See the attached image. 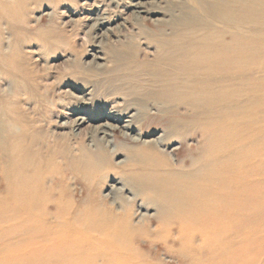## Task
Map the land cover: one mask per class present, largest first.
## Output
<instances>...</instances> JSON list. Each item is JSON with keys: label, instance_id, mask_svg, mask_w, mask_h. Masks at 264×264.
<instances>
[{"label": "bare ground", "instance_id": "bare-ground-1", "mask_svg": "<svg viewBox=\"0 0 264 264\" xmlns=\"http://www.w3.org/2000/svg\"><path fill=\"white\" fill-rule=\"evenodd\" d=\"M251 1L191 0L150 35L157 45L152 59L127 60L130 56L111 49L110 69L75 67L72 76L95 79L78 76L72 85H92V96L110 90L130 100L117 103L116 110L94 116L60 103L67 120L56 119L54 130L21 124L16 114L6 126L0 122V140L6 132V142H0L5 155L0 197L7 198L12 229L15 225L6 241L13 264H145L141 247L160 242L178 245L179 252L208 248V257L197 264H241L245 255L235 243L247 236L260 242L264 230L254 225L264 220V109L244 113V122L235 117L240 102L262 91L252 80L264 86V37L249 41L250 24L264 30V0L252 10ZM132 5L144 7L141 0ZM104 18L96 27L107 23ZM46 102L59 105L51 98ZM173 108H185L183 114L193 110L208 119L202 124L207 128L260 147L237 153L238 145L205 146L207 155L174 157L164 141L169 129L186 127L187 120L170 118L159 126L156 117ZM86 125L90 145L84 141ZM159 127L162 133L153 138ZM116 131L131 146L110 140ZM122 152L124 159L112 160ZM213 165L218 167L205 172ZM75 181L82 185L79 192ZM17 223L25 233H17Z\"/></svg>", "mask_w": 264, "mask_h": 264}, {"label": "rangeland", "instance_id": "rangeland-1", "mask_svg": "<svg viewBox=\"0 0 264 264\" xmlns=\"http://www.w3.org/2000/svg\"><path fill=\"white\" fill-rule=\"evenodd\" d=\"M135 1L139 0H0V122L4 120L6 126L12 119V115L16 114L21 124L38 123L40 128L54 130L57 129L54 127L56 119L59 120V124L67 120L64 117L67 109L60 103H67L71 108H85L90 115L94 116L100 112L116 110L114 106L119 102L121 105L130 103L126 97L115 96L110 90L102 94L98 90L99 93L92 96L90 94L92 85L86 89L80 85V88H77L71 83L77 81L79 77L95 79L87 74L72 76L75 67H97L102 64L103 69H110L114 63L111 49L114 53L119 51L125 57L130 56L127 60L138 62L152 59L157 45L156 42L151 43L150 35H155L163 20L172 18L174 14H178L181 9L192 3L191 0H141L144 7L139 9L132 5ZM257 1H251V10L256 8ZM261 4L264 5V3ZM100 17H105L107 23L96 27L95 21ZM250 27L253 32L249 41L252 44L261 41L264 30H257V26L252 24ZM106 78L107 75L100 77L101 80ZM252 84L257 92L261 88L262 91L259 95L252 93L250 98L238 104L235 117H238L241 122L245 121L244 113L259 114V108L264 109V97H262L264 86L256 85L255 80H252ZM48 98L59 105L50 107L46 104ZM184 109L173 108L170 113H158L159 115L156 116L159 126L170 118L187 120L186 127L169 129L171 136L164 141V144L168 146L170 155L185 158L187 161L201 157L199 156L201 154L207 155L208 150L204 149L205 146L234 148L238 145L235 149L237 153L247 152L254 146L260 147L259 142L251 139L238 140L228 137L229 133L211 130L207 128L208 126H204L208 119L194 114L193 110L183 114ZM51 110L55 112L54 116L51 115ZM3 128L7 129L4 126ZM238 130L246 131V127L240 126ZM67 131L68 129L60 130L61 133ZM83 131L88 135L84 137V141L90 145L91 127L86 125ZM5 133L2 132L0 142L5 141ZM161 133L162 130L159 127L152 137H158ZM110 134V140L117 139L120 146H131L128 140L122 138L121 131ZM262 139L264 140V134ZM124 154L125 152H122L112 157V160L124 159ZM239 155L241 154H237L234 158L239 159ZM4 162V150L0 146V193L5 189ZM223 163H219V167H222ZM215 167L218 166H210L205 172ZM110 183H112L111 178L101 189L106 191ZM74 184L75 190L81 191V183L75 181ZM0 203L4 205L0 206V264H13V257L7 253V249L11 250L12 246L6 241L13 235L15 225L13 223L12 229L13 218H10L7 198L0 197ZM150 213L153 214L154 211ZM16 225L18 234L26 232L21 223ZM254 225L257 228H264V220L257 221ZM241 232L238 229L237 234L240 235ZM259 234L260 242L251 240L252 237L247 236L248 238L235 243V250L243 249L245 255L239 263L264 264V244H262L264 230ZM197 244L200 243L197 242ZM141 248L144 258L142 262L145 264H197L196 262L205 260L209 253V249L201 245L198 250L194 248L179 252L176 250L179 246L173 245L172 242L144 244ZM25 259L28 263L31 262L29 257Z\"/></svg>", "mask_w": 264, "mask_h": 264}]
</instances>
